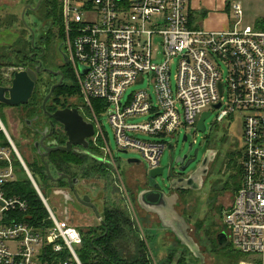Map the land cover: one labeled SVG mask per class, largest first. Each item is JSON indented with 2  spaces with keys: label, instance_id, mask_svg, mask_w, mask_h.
<instances>
[{
  "label": "built area",
  "instance_id": "built-area-1",
  "mask_svg": "<svg viewBox=\"0 0 264 264\" xmlns=\"http://www.w3.org/2000/svg\"><path fill=\"white\" fill-rule=\"evenodd\" d=\"M60 2L62 39L83 98L80 110L95 126L94 142L105 141L103 155L116 171L95 100L106 110L119 150L143 154L147 179L148 171L161 165L166 136L174 137L186 126L198 129L202 114H212V109H218L219 123L238 110L251 112L245 116L244 145L237 160L241 185L223 214L228 242L251 260L241 264H264V29L243 24V6L231 1L236 21L216 31L191 25V0ZM156 34L163 37L161 61H156L153 50ZM175 58L179 62L174 90L171 63ZM13 77L2 73L6 81L12 82ZM148 80L154 86L152 93L141 89L125 100L128 86ZM146 115V120L137 122L138 116ZM137 131L159 138L141 140L133 136ZM6 134L7 142L0 138V264H83L77 251L83 244L81 230L54 213ZM20 165L49 212L40 226L31 221L29 202L13 191Z\"/></svg>",
  "mask_w": 264,
  "mask_h": 264
},
{
  "label": "rangeland",
  "instance_id": "rangeland-1",
  "mask_svg": "<svg viewBox=\"0 0 264 264\" xmlns=\"http://www.w3.org/2000/svg\"><path fill=\"white\" fill-rule=\"evenodd\" d=\"M57 1L59 7L56 13L57 15L56 17H50L52 18L50 19L49 16H47L46 9L43 7V5H40L37 9H33L37 5V0H0V73L10 72L13 68H19L29 61L31 45L27 46L24 51V48L20 44L24 38L32 39V31L35 32L36 39L40 38L43 40L44 38L41 37L45 36L47 29H49L50 36L52 35V38H63L64 30L61 28V2L60 0ZM236 2L242 3L244 9L243 24L256 26L257 19H264V0H231V3ZM27 3H31L33 8L27 9L28 11L25 14L24 21L22 19L23 11ZM231 11L232 12L228 10V14H230V20H232V23H234L236 21V16L234 15L232 9ZM1 13L5 14L2 16ZM9 14L14 15L15 18H12ZM7 16L8 18H6ZM55 18L59 19V24H55ZM48 19L51 21V24ZM3 20L5 25L8 27L4 25ZM43 41L41 44H43ZM162 43V36L157 34L153 36V50L157 57L156 61H161L163 59ZM16 49L19 51L22 50L25 53L23 54V52H18V54L21 55L19 59H17V55L14 53V51H17ZM8 59H11L10 63L16 62L17 59L20 64L17 65L14 63L13 65H6L5 62L9 63L6 61ZM178 62L179 59L175 58L171 63V83L174 90L176 89L175 75L178 72ZM222 67L225 69L224 78H226L228 75L226 66L223 64ZM45 78L43 79V82L39 84L40 90L44 88ZM147 88L149 89L150 93L153 92L154 86L153 84L149 83V80L144 84H132L128 86L126 93L124 94L125 100H128L133 92ZM73 99H75L76 105L80 108L83 103V98L81 96L71 95L69 101L72 102ZM94 107L118 167V171L114 173V176L120 182L122 180L124 184H128L129 182L128 185L130 189H132L133 194H135L138 191L137 178L143 177V175L146 173L144 168H147V162L139 150H119L115 129L110 122L106 110L101 106V104L96 102H94ZM80 112L85 115L82 110H80ZM218 113V109H212V114L206 119L207 129L204 132L199 131L195 126H186L182 127L174 137L166 136L165 142L168 143V146L164 149L161 158V165H166L170 161L169 144H174L177 153H189L190 155L193 154L194 150H190L189 147L190 143L193 142L194 149L197 148L199 150L198 158L188 168L186 176L194 174L202 165L207 155L212 157L208 174L202 178V187L198 190H192L191 193L186 192V194H184V196L181 197L179 201V210L181 213L182 210L186 214L190 213V234L200 244L203 253L206 255L205 264H241L243 261H251L250 258L247 255L241 254V252L237 251L232 244H229L225 248L221 247L219 242H217V237L219 233L224 231L226 228L223 212L229 207L231 201H233L235 196L234 194H236L235 190L241 181L240 175H238L239 164L237 160H240L241 151L244 145L245 116L251 112L238 110L231 118H229L227 121H224V123H219L217 121ZM147 118L148 115L138 116L137 122L142 123ZM0 121V138L7 142L8 136L6 132L9 134L11 140L15 143L18 151L29 167L37 184L47 197L48 203L54 213L59 218L62 217L67 219L66 214H64V208H66V205L62 206L63 198L59 196V194L56 195L54 193L55 189L49 180L44 182L41 175H38V173L34 171V163L37 162V159L35 158L36 155L33 151L30 152L27 135L24 132L22 122L18 118V113L14 112L9 106L0 104ZM2 126L4 127L5 131ZM185 134H188L189 137L187 141L184 140ZM133 136L141 140L159 138L140 131L134 132ZM92 142L94 143L93 139ZM95 144L97 145H93L96 147V150L99 153H103L102 147L106 146L105 141L100 140ZM132 158L140 159L143 165H139L135 162H129V159ZM37 164H39V162H37ZM21 165L20 171L16 174L17 179L30 180L29 174L25 168H22ZM168 172L169 170H165V173L162 176H158L157 182L160 184L162 189L170 192L171 179ZM206 178L207 180H205ZM104 181H106V177L103 178V181L96 179H86V181H84V185L85 188L90 190L95 196L96 201H109L110 203V201H115V199L118 197L121 198L120 190L119 193L118 189L116 188L115 190L112 188L107 190V187L105 188ZM35 189L37 190L36 187ZM132 192L129 195L132 197V200L135 201V199H133ZM69 202L70 201H68L67 204ZM181 204L187 208H181ZM134 208L136 209L138 219L133 214H131V216L129 213V215L133 217L135 221V224L133 225L135 232H137L138 235L143 239L145 238L143 231L145 232V235L148 231L149 236L147 242L149 243V247L152 252H154L155 250H153L152 247L155 243L158 245V235L153 229L146 228L144 226L145 224H147L148 227L152 226L155 221L157 222V218L155 215L149 214L146 217H143V221L141 214V210L143 208L139 203L137 204L136 202L134 204ZM68 220L78 228L82 227L80 229L86 228L88 224L94 225L99 222V219L96 217L91 218L92 224L88 222L89 220H87L86 224L85 222H83L84 224H80L72 217H70ZM140 227L143 229V231L140 229ZM169 239L172 240L173 244H171V248L168 251V256L170 255L171 258L167 264H202L201 258L196 257L195 254H192L188 251L189 249L187 250L185 247L180 245L173 234L170 233ZM129 242L130 241H128V244L131 245ZM225 243H229L228 240ZM80 249L81 248L77 250L78 253Z\"/></svg>",
  "mask_w": 264,
  "mask_h": 264
},
{
  "label": "flooded vegetation",
  "instance_id": "flooded-vegetation-1",
  "mask_svg": "<svg viewBox=\"0 0 264 264\" xmlns=\"http://www.w3.org/2000/svg\"><path fill=\"white\" fill-rule=\"evenodd\" d=\"M38 1H37V3H38ZM28 5H31V3L30 4L27 3L25 8H27V9L33 8V6H32V8H29ZM27 9H26V12L28 11ZM9 15L11 16L12 14H9ZM6 18H8V16ZM48 21H49V19H48ZM49 22L51 24V21H49ZM4 25H5V22H4ZM5 26H7V25H5ZM48 32H49V29H47L45 36L41 37V38H44L43 39L44 41L40 38L36 39V37H35L34 41H33V38L31 39V46H30V49H31L30 52L31 53L29 54V61L24 66H21L22 69H28V68H35L41 64V69L38 72V79L36 81V87L32 93V97H31L29 103L25 104V105L21 104V105H17V106H9L10 108L13 109L14 112L18 113V118L22 122L24 132L27 135V139H28V143H29V147H30L29 148L30 152L33 151L34 154L36 155V157H38L36 144H39V142H41L43 136L46 137V139L44 140L45 145H49L48 142L56 141L58 143V145L66 146L67 141L69 140L64 126L60 122L55 120L51 114L56 112L57 110H62L65 108H77L80 111L79 106L76 105L75 99H73L72 102L69 101L70 96L68 95V93L66 91V86L69 83H71L70 77L72 75L75 76V71H74L73 65L71 64L70 58L66 52V49L63 47L62 37L52 38L51 37L52 35L50 36V32L49 33ZM31 36H32V34H31ZM42 41H43V44H41ZM14 69L15 68H13L10 71V74L13 76L15 75V72H16V71H14ZM44 78H45V80H44L45 85H44V88L42 90H40L39 84L43 82ZM1 80H2L1 81L2 85H4V86L10 85V83L9 84L6 83V80L3 79L2 77H1ZM54 85H56V87L54 88L53 92H51V88ZM49 94H50V96L46 102V110H47L46 111L44 108V103H45V99L48 97ZM35 95H37V101L35 100L36 99ZM84 118H85V116H84ZM188 138L185 141H187ZM89 143H90V145L87 149H85L81 145H73L72 150H70V151L60 150V151H64L65 153L74 156V158L76 159V167L77 168H76V170H74V172L72 171V172L66 173L64 171L58 170L55 163L51 159H49L51 171H52L54 177H58L61 174H67L71 178L70 181L66 177L62 178L61 180L55 181L48 175L50 183L53 186V188L57 189L61 193V194H59V196H61L63 198L62 206L66 205L65 206L66 208H64V214H67L69 216V219H70V217L74 218L80 224H84L83 222H85V224H86L87 220H89L88 222L91 223L92 217L97 218V215H96L94 208L85 205L84 203H82L78 199V196H82L85 194L90 195L91 199L89 202H92L96 205L100 215H103V213H105L107 207H114L116 205L118 207L120 206L121 209L126 210L128 213H130V215L136 214L134 211L131 212V210L128 208V205L132 204L131 201H134V200H132V197L129 195L132 192V189H130V187L128 185L129 182H128V184H124L122 182V180L120 182L114 176V173L117 171L114 169V166L109 162L110 159L104 157L103 153H99L96 150V147L94 145H97V144H95V142L93 143L92 139L89 140ZM51 146H53V145H51ZM189 147H190V150L195 151L194 143H190ZM54 152H56V151H52L48 155V157L51 154H53ZM187 154H188V158H186L185 161H187V159H189L191 157H194V153L191 155L189 153H187ZM85 158L88 159L87 166L88 167H95V169H96V172H94L93 175H86V173H85L86 172V170H85V167H86L85 166L86 165L85 164ZM197 158H198V156H197ZM40 159H41V157H40ZM100 163H103L105 165L102 168L106 171L105 173L108 175L106 181H104L105 188L107 187V190H109L110 188L115 190V188H116V189H118V193L120 190L121 198L118 197L117 199H115V201H110V203H109V201H103V202L96 201L95 196L91 193L90 190H87L85 188V185H84V181H86V179L87 180L96 179V180L103 181V178L105 176H103L101 174L102 171H101V173L98 171V168L100 167ZM178 167H179V165H178ZM186 172H184L182 175L186 176ZM113 176H114V178L112 179ZM143 177H144L143 180H141V178H139V180H137L138 181L137 193L133 194V192H132L133 199H135L137 204H138L137 201H138L139 191L141 189L148 188V179L146 178L147 173H145L143 175ZM205 180H207V178ZM130 181H131V178H130ZM114 182L116 185L114 184ZM72 184L74 185V187L71 186ZM121 188H124L126 193H123ZM191 191L192 190H183L182 194L184 195V194H186V192L191 193ZM128 196L130 197V204H127L125 202V199L127 200ZM68 201H70L69 203H71V204H69V203L67 204ZM180 207L182 208L184 206H182V204H181ZM133 208L134 207H132V209ZM175 208H176V210L178 209L177 211L179 213H181V211L179 210V205H176ZM184 208H187V207L185 206ZM188 210H190V209H188ZM182 215H184L190 221V213L186 214L182 210ZM131 218L134 221L133 217H131ZM100 224H101V222L99 220V222L97 224H94V225L88 224V226L86 228H83V229H84V231H88L91 227H96V226L99 227ZM80 228H82V227H80ZM190 228H191V225H190ZM155 229H157L158 231H161V232L163 231L160 224H157ZM226 237L228 239V235ZM139 238H140V236L138 235V239ZM145 239L146 238H143L142 240L146 243V245L148 247L149 244H148L147 240H145ZM132 240L135 242L134 239H132ZM168 240L171 244H173L171 239H168ZM148 250H149V255H150L149 247H148Z\"/></svg>",
  "mask_w": 264,
  "mask_h": 264
},
{
  "label": "water",
  "instance_id": "water-1",
  "mask_svg": "<svg viewBox=\"0 0 264 264\" xmlns=\"http://www.w3.org/2000/svg\"><path fill=\"white\" fill-rule=\"evenodd\" d=\"M42 0H39L36 7L37 9ZM29 8H32V5H28ZM26 9L23 11V19L25 20ZM31 29V28H29ZM33 41L35 40V32L32 31ZM63 47L65 48V41L62 39ZM41 69V64L35 68L20 69L15 72L14 78L10 85H2L0 79V104H5L7 106H17L21 104L29 103L32 93L36 87V81L38 79V72ZM86 69L83 68V72ZM58 73V72H57ZM56 85L51 88L53 92ZM220 89L222 90V84H220ZM51 94V93H50ZM45 99L44 108L46 110V102L50 96ZM219 103L217 107H220ZM47 111V110H46ZM210 112L206 111L202 114V117L198 123V130L201 132L206 131V119L210 116ZM52 117L60 122L67 133L69 140L67 141L66 146L58 145L56 141L48 142L49 145L44 144L45 136L42 137L41 142L36 144L37 154L41 157V160L44 162L48 175L55 181L61 180L66 177L69 181L71 180L70 176L67 174H61L58 177H54L50 164L46 159L52 151L59 150H72L73 145H81L87 149L90 145L89 140L92 139L95 134V126L91 121H88L80 113L77 108H65L62 110H57L51 114ZM188 138V135H184V140ZM53 145V146H51ZM170 149V161L166 165H160L148 171V184L150 189H141L138 193V203L140 206L147 211L153 212L159 216L162 220L161 227L175 234L180 245L185 247L189 252L195 254L196 257H200L202 264L206 263V255L203 253L200 244L196 239L190 234V224L186 217L181 215L175 208L179 204L178 193L174 192L171 195H168V192L161 188L160 184L157 182V177L162 176L165 173V170H169L168 174L171 179V189L181 190H198L202 187L203 177L208 174L210 163L212 162V157L207 155L204 159L202 165L199 169L190 176L182 175L188 170L191 164L197 159L199 150L196 148L194 151V157L188 158V154L177 153L174 147V144H169ZM123 151V150H121ZM126 151V150H125ZM217 154V152H216ZM215 157L214 155H212ZM129 162H135L139 165H143L140 159L132 158L129 159ZM179 165V167H178ZM74 187V185H71ZM54 193L61 194L57 189L54 190ZM39 195H41L39 193ZM44 201V198L40 196ZM78 199L89 207H93L97 218L100 222L103 223L102 215H100L96 205L90 201V195L85 194L78 196ZM87 200V201H86ZM67 219L69 218L66 214ZM227 234L225 231L220 232L218 235V240L221 243L227 241Z\"/></svg>",
  "mask_w": 264,
  "mask_h": 264
},
{
  "label": "trees",
  "instance_id": "trees-1",
  "mask_svg": "<svg viewBox=\"0 0 264 264\" xmlns=\"http://www.w3.org/2000/svg\"><path fill=\"white\" fill-rule=\"evenodd\" d=\"M42 5L43 7H45L47 16H49V18L52 16L56 17L57 15L56 13L59 9L57 0H42L41 6ZM11 17L15 18L14 15H11ZM54 21L55 24H59V19L55 18ZM61 28L63 29L62 20H61ZM20 45H22L25 51L26 47L31 45V39H27V38L22 39ZM24 51L22 50L14 51V53L17 55L16 56L17 59H19L21 56L18 54V52H23V54H25ZM17 59L16 62L14 63L18 65L20 63ZM6 61L9 62V63L5 62L6 65L14 64V63H10L11 59H8ZM2 73H0L1 77H2ZM70 78H71V83L66 86V91L68 95L80 96L79 87L76 82V78L74 77V75H72ZM9 80H7L8 82L6 81V83L9 84L11 82V79ZM35 97H36L35 100L37 101V95H35ZM93 102L99 103V101L97 100ZM100 140L101 139H98V141ZM36 159L37 162H39V164H37V162L34 163L35 165L34 171H36L38 175H41L42 180L45 182L49 180L46 167L44 165V162L40 159L39 155L38 157H36ZM46 159L48 160L49 164H50L49 159H51L55 163L58 170L64 171L66 173L72 171L74 172V170H76L77 168L76 159L74 158V156L67 154L64 151H60V150L56 151ZM85 164H86L85 165L86 175H93V173L96 172V169L95 167L87 166L88 164L87 158H85ZM103 166L105 165L103 163H100V167L98 168V171L100 173L102 171L101 174L105 176L107 179L108 175L105 173L106 171L102 168ZM240 184L241 181L239 185H237V188L240 186ZM13 191L15 193L20 194L23 198H25L29 202L28 213H30L31 215L32 223H34L37 226H40L43 220L45 219L47 220V217L49 216L48 209L43 203L41 197L38 195V192L33 186L31 180L16 181L15 183H13ZM102 218H103V223L101 222L99 227L97 226L91 227L88 231L82 230L83 244L81 246V249L79 250V257L83 264H153V260L149 255V250L146 243L142 239H139L138 243L132 240L133 239L132 236L135 233V229L133 227L135 222L132 220L131 216L126 210H123L118 206L107 207L105 213H103L102 215ZM128 241L131 242L132 246L134 244L138 248L139 255L135 259H131L132 257L129 258L127 255L128 252L126 251L129 250L131 247L127 243ZM229 244L231 243L230 242L224 243V245L221 247L225 248ZM127 245L129 246V248L126 249L125 246ZM170 258L171 257L168 258L167 262L170 261Z\"/></svg>",
  "mask_w": 264,
  "mask_h": 264
},
{
  "label": "crops",
  "instance_id": "crops-1",
  "mask_svg": "<svg viewBox=\"0 0 264 264\" xmlns=\"http://www.w3.org/2000/svg\"><path fill=\"white\" fill-rule=\"evenodd\" d=\"M230 1L231 0H194V2H193V0H191L190 10H189L191 25L195 28L199 27V28H203L206 30H212V31L225 30V29L230 28L232 26V20H230V14H228V10L230 12H232L231 6H230ZM241 5H242V3H241ZM1 14L3 16V14H5V13H1ZM3 22H4V20H3ZM256 22H257V24L255 26L256 28L264 29V19L263 18L257 19ZM144 170L146 172V168H144ZM238 172H239V175L241 178L242 177L241 167H239ZM143 179H144V177H141V180H143ZM137 180H139V178H137ZM238 188L235 190V193L237 192ZM146 189H150L149 184H148V188H146ZM183 190H186V189H181V190L171 189V191L168 192V195H171L172 193L177 192L178 197H179L178 201H180L181 197L184 196L182 194ZM187 190H189V189H187ZM125 202L127 204H130V201H125ZM135 202L136 201H131L132 204L128 205V208L131 210V212L134 211L136 213V209L135 208H133L134 210L132 209V207H134ZM141 214H142V218L146 217L149 214H153L157 218V222L155 221L152 226L148 227V225L145 224L144 227L153 229L154 232H156V234L158 235L157 236L158 245H157V243H155L154 246L152 247L153 250H155L154 252H152V250L150 249V247L148 245V247L150 249L151 259L153 260V264H166L168 261V258L170 257V255L168 256V254H169L168 251L171 248V243L168 240L170 237V233L173 234L175 238H176V236L173 232L168 231L166 229H162L163 230L162 232L155 229L157 224L161 225V223H162V220L159 218V216L157 214L150 212V211H147L144 208L141 210ZM180 214L182 215V213H180ZM134 215L138 219L137 213ZM143 221H144V218H143ZM189 224L191 225V223H189ZM140 229L143 231V229L141 227H140ZM80 230L82 232V229H80ZM147 230H149V229H147ZM143 233H144V237L146 238L145 240H147L148 236H149L148 231H147L146 235H145L144 231H143ZM132 238L135 240L136 243H138L139 239H142L141 237L138 239V233L137 232L132 236ZM217 239H218V237H217ZM176 240H177V238H176ZM217 242H219V240ZM129 243L131 244V242H129ZM219 245L223 246L224 243L219 242ZM130 246H131L130 249L126 251V252H128L127 255L129 258L132 257L131 259H135L139 255L138 248L134 244H133V246L132 245H130ZM125 248L126 249L129 248V246L127 245V246H125Z\"/></svg>",
  "mask_w": 264,
  "mask_h": 264
}]
</instances>
